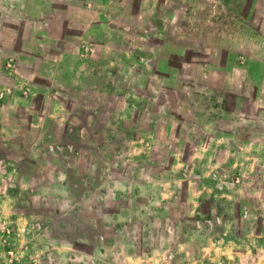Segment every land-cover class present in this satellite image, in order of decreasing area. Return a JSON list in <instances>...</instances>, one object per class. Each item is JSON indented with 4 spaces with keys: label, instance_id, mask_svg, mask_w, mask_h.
<instances>
[{
    "label": "rangeland",
    "instance_id": "obj_1",
    "mask_svg": "<svg viewBox=\"0 0 264 264\" xmlns=\"http://www.w3.org/2000/svg\"><path fill=\"white\" fill-rule=\"evenodd\" d=\"M117 7L165 8L166 27L157 11L148 17L128 18L135 31L150 34L139 37H146L151 45L158 44L157 25H163L167 40L195 45L182 50L196 61L159 65L137 58L145 48L133 53L123 49L128 62L98 63L89 58L81 70L95 80L82 90H78L83 78L78 67L84 60L78 54L71 55L76 59L71 68L77 66L71 71L39 62L34 68L38 74L52 72L58 80H47L49 87L57 89L53 103H68L73 126L61 128L60 116L54 113L50 130L37 129L27 123L45 120L44 112H16L21 152L13 161L5 159L10 148L0 135V264H264V159L255 157H264L262 143L256 146L261 151L247 143L245 159L233 156L236 145L226 149V173L221 176L218 195L208 188L219 178L205 175L214 168L212 161L198 165L186 161L182 175L176 177L165 170L172 160L136 157L148 129L145 126L151 121L144 98L149 97L146 105L153 111H165L164 121L173 115L175 104L162 105V97H179V92H168L169 88L184 89L188 109L201 108L206 87L198 79L208 70L221 73L222 64L229 65V85L237 88L240 84L249 97L254 96L248 66L255 58L264 60V0H160L150 5L142 0H119ZM58 48L55 45L49 56H56ZM177 51L165 48L168 56H178ZM227 58L231 59L228 63ZM30 68L23 66L28 74ZM168 73H180L183 79L168 77ZM221 76H211L208 82L219 84ZM62 80L74 85L67 91L59 85ZM212 94L213 99L220 96L216 91ZM230 110H235L233 104ZM246 111L240 136L263 137L264 118L255 117L252 104L246 105ZM82 119L86 133L92 131L93 120L101 125L94 138L83 135L78 127ZM36 136L40 142L33 146ZM196 136L195 130L188 131L192 140ZM31 147L32 154L26 156ZM195 166L203 176L193 175L195 169L189 174L187 168ZM231 219L236 237L229 235ZM226 244L230 250L223 247ZM99 248L102 253L97 252Z\"/></svg>",
    "mask_w": 264,
    "mask_h": 264
},
{
    "label": "crops",
    "instance_id": "obj_2",
    "mask_svg": "<svg viewBox=\"0 0 264 264\" xmlns=\"http://www.w3.org/2000/svg\"><path fill=\"white\" fill-rule=\"evenodd\" d=\"M118 1L0 0V135L6 146L10 148L5 152L8 155L5 159L13 161L20 155L17 153L21 152L19 151L21 145V124L16 122L13 116L16 112H37L40 115L41 113L43 115L44 112L45 120H29V123H27L37 129L39 127L49 129L50 125L54 123V119H52L54 113H58L60 116V118L57 117V121L61 124V128L73 126L72 121L68 119L70 110L68 103L62 101L60 106L53 103L57 89L49 87V81L55 80V82H58V80L54 78L52 72L38 74V70H34L40 61L47 64L54 63L61 70L71 71L73 68H77V66L71 68L72 62H76V59L71 55L78 54L79 58L84 60L78 67L81 70V66L83 67L84 63L90 61L89 58L98 63H104L106 62L105 60L115 62L117 61L116 59L128 62L129 60L124 50H129L133 53V50L137 48L146 49V51H141V55L137 56L138 59L140 57L142 61L145 60L159 65L167 63L181 64L183 62L188 64L196 61L190 55L184 56V50H182L186 47H195V45H190L191 43L183 45L179 41H171L165 38L166 31L163 27V25L166 27L164 15H166L167 10L165 8L150 9L139 7L135 9H118ZM150 1H155V4H158L160 0H142L145 5H150ZM156 11L161 16V22L163 23L161 26L157 25V35L159 36L157 38V46L151 45L146 37L142 39L144 35L149 37L150 34L142 30L135 31L133 29V20L128 18L138 15L148 17L150 13L153 14L152 12ZM86 14L89 16L86 17ZM158 23H160L159 20ZM174 29H176V26H174ZM174 29L173 31L175 32ZM55 45H59L55 52L56 56H49V52L53 50ZM210 45L213 46V44ZM149 47L156 50H152L153 52L148 51ZM166 47L178 49V56H176V53L168 56L165 52ZM230 60V58H227V63ZM23 66L31 67L30 74L25 72ZM244 66L246 67L245 64ZM248 67L252 68L253 97H249L245 89L238 87L240 84L237 85V88L229 85L226 77L229 75V65L222 64L219 67L221 73L208 70L209 72H205V75L198 79L204 80L201 83L210 90L208 91L204 88L205 94L201 98L204 106L201 108L194 110L191 107L188 109L186 106L188 105L189 107L188 99L185 100L184 96L186 94H182L184 89L181 87L169 88L168 92L171 89L179 92V97L175 99H172L170 95L162 97V105L175 104L173 115H170L169 120H166V122L163 120V118L167 119L165 111L161 108L153 111L152 108L146 105L150 103L148 102L150 100L149 97L144 98V101H146L144 103L146 104H143V106L148 111V119L151 121L147 124L148 126H145L148 129L143 133L141 139L143 141L138 145L141 151L137 154V159L144 161L172 160L173 162H169L170 167L165 168V170L168 174L176 177L182 175L181 170L185 166L186 161L193 160L194 165H198L199 161H212L214 168L205 175H209L214 179L219 178L220 181L208 188L209 191L218 195L217 193L222 191L219 187V185L221 186V176L226 173L223 162L228 159V155H225L226 149L229 146L233 147L236 145L237 150L233 153V156L238 160L240 157L246 158L245 149L247 143H253L254 149H256L258 144L262 143L264 145V130H261L263 137L252 140L243 139L240 136L242 129L240 124L247 113V104L253 105L255 117L264 118V60L261 57L255 58L252 66ZM79 69H76L75 72H78L77 70ZM80 74L83 75V78L78 90L92 86L91 83L95 80L94 75L92 77L87 76V73L82 72V70ZM218 74L222 75L220 83L210 84L208 78L210 79L211 76L218 77ZM156 75L165 76L164 73L160 74L159 72H156ZM167 76L179 80L183 79L180 73H168ZM47 80L49 81L47 82ZM59 82H61L59 85L66 88L67 91L71 89L70 86L74 85L69 80ZM27 84H36L41 88L35 90ZM214 91L220 96L213 99L212 93ZM45 99L49 103L45 105L41 103L39 105ZM231 104L235 106L234 111L230 110ZM82 120L83 122L78 127L83 131V135L94 138L100 132L101 125L93 120V125L90 126L92 131L86 133V128H84L86 120ZM150 128H153V130L150 131ZM191 129L196 132L195 140L188 137V131L190 130L191 132ZM193 134H191V137H193ZM39 142L40 139L36 136L32 142L33 146ZM187 144L193 147L189 149L186 147ZM32 147L25 151L24 154L26 156L32 154ZM256 150L261 151L262 149L258 146ZM255 157L264 159L260 155ZM230 159L232 160L233 157H230ZM181 161L184 163H181ZM8 165L10 166V164ZM187 169H190L189 174L195 169V173H192L193 175L203 176V173L196 166L192 169L191 167ZM154 174L155 171L151 170V175ZM242 175H245V171H243ZM223 191L226 190L224 189ZM222 193L224 194V192ZM198 205L197 203L195 208L198 209ZM233 222L234 220L231 219L230 237H236V232L232 226ZM210 235H213V232ZM227 246L229 247L228 244L223 247L230 250ZM97 252L102 253L103 251L99 248Z\"/></svg>",
    "mask_w": 264,
    "mask_h": 264
}]
</instances>
